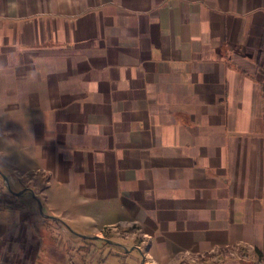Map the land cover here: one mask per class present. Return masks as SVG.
<instances>
[{"label":"crops","instance_id":"1","mask_svg":"<svg viewBox=\"0 0 264 264\" xmlns=\"http://www.w3.org/2000/svg\"><path fill=\"white\" fill-rule=\"evenodd\" d=\"M48 245L264 262V0H0V264Z\"/></svg>","mask_w":264,"mask_h":264},{"label":"rangeland","instance_id":"2","mask_svg":"<svg viewBox=\"0 0 264 264\" xmlns=\"http://www.w3.org/2000/svg\"><path fill=\"white\" fill-rule=\"evenodd\" d=\"M62 246L61 242L57 244V246ZM64 247L68 249V244L64 243ZM48 246H45L43 249L44 251L40 254L39 258L36 259L34 264H73V262L76 261L70 254H68V251L61 250L59 254L56 255V253L51 252V250L48 249Z\"/></svg>","mask_w":264,"mask_h":264},{"label":"built area","instance_id":"3","mask_svg":"<svg viewBox=\"0 0 264 264\" xmlns=\"http://www.w3.org/2000/svg\"><path fill=\"white\" fill-rule=\"evenodd\" d=\"M256 264H264V262H258V263H256Z\"/></svg>","mask_w":264,"mask_h":264}]
</instances>
